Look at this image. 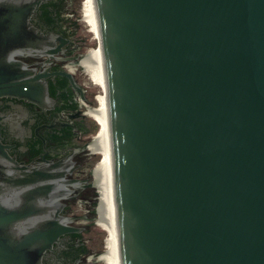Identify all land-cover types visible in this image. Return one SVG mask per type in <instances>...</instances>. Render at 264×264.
<instances>
[{
    "label": "water",
    "instance_id": "1",
    "mask_svg": "<svg viewBox=\"0 0 264 264\" xmlns=\"http://www.w3.org/2000/svg\"><path fill=\"white\" fill-rule=\"evenodd\" d=\"M19 1L0 0V96L27 93L15 55L44 45ZM94 6L120 264H264V0ZM58 170L0 138V264H43L72 229Z\"/></svg>",
    "mask_w": 264,
    "mask_h": 264
},
{
    "label": "flooded vegetation",
    "instance_id": "2",
    "mask_svg": "<svg viewBox=\"0 0 264 264\" xmlns=\"http://www.w3.org/2000/svg\"><path fill=\"white\" fill-rule=\"evenodd\" d=\"M19 3L35 4L29 23L41 33L44 45L15 55L24 64L22 71L29 83L24 85L25 95L18 91L0 96V138L17 161L54 163L63 176L58 219L72 229L46 249L42 263L89 264L93 256L96 264L102 255H90L85 233L95 225L97 208L104 205V179L94 164L100 144L91 120L92 92L79 64L83 55L80 24L68 0ZM35 92L42 94L36 100L30 97ZM82 205L88 207L85 212L79 211Z\"/></svg>",
    "mask_w": 264,
    "mask_h": 264
},
{
    "label": "bare ground",
    "instance_id": "3",
    "mask_svg": "<svg viewBox=\"0 0 264 264\" xmlns=\"http://www.w3.org/2000/svg\"><path fill=\"white\" fill-rule=\"evenodd\" d=\"M85 2L86 8L84 7L83 17H86L87 22L92 27L95 37L98 39V47L83 53L79 64L82 72L88 75L101 88L102 92L98 106L93 107V118L100 127L97 134V143L100 144L99 154L101 159L96 163L95 168L97 169L96 172H99L104 179L102 191H104L105 199L104 205L97 208L99 216L96 218L95 224L101 226L107 232L104 238V250L100 252L102 255L101 261L106 264H120L104 68L99 47V32L94 0H85ZM74 69L75 67H72V70Z\"/></svg>",
    "mask_w": 264,
    "mask_h": 264
},
{
    "label": "rangeland",
    "instance_id": "4",
    "mask_svg": "<svg viewBox=\"0 0 264 264\" xmlns=\"http://www.w3.org/2000/svg\"><path fill=\"white\" fill-rule=\"evenodd\" d=\"M86 2L85 0H68V8L70 12L74 13V18L77 19L78 23L80 24V29L78 34L82 39V48L81 52H88L91 49L98 47V39L95 37L92 27L86 20V17H83L84 9ZM85 7V8H84ZM86 81L89 84V89L91 90V98L93 99L94 106H98L99 97L101 95V88L96 85L88 75L85 74ZM91 120L97 126L96 132L99 131V124L95 119L91 117ZM95 163H97L101 159L100 154H96ZM93 164V165H94ZM94 190V189H93ZM85 209H88L87 206H83L80 208L79 211L85 212ZM107 232L99 225L95 224L89 227L86 231L85 236L87 238L88 248L90 250V255L99 253L104 250V238L106 237ZM96 264H106L105 262L99 261Z\"/></svg>",
    "mask_w": 264,
    "mask_h": 264
}]
</instances>
